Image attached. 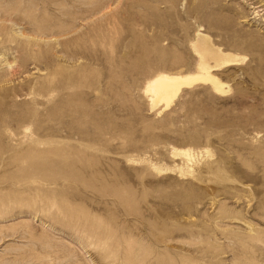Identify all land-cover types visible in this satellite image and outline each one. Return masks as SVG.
<instances>
[{"label": "rangeland", "instance_id": "rangeland-1", "mask_svg": "<svg viewBox=\"0 0 264 264\" xmlns=\"http://www.w3.org/2000/svg\"><path fill=\"white\" fill-rule=\"evenodd\" d=\"M0 264H264V0H0Z\"/></svg>", "mask_w": 264, "mask_h": 264}, {"label": "bare ground", "instance_id": "bare-ground-1", "mask_svg": "<svg viewBox=\"0 0 264 264\" xmlns=\"http://www.w3.org/2000/svg\"><path fill=\"white\" fill-rule=\"evenodd\" d=\"M201 71L196 74H162L150 82L149 91L153 93L154 103L164 102L168 107L183 87L191 86L200 81H211L215 86L219 82L210 73L202 55Z\"/></svg>", "mask_w": 264, "mask_h": 264}]
</instances>
